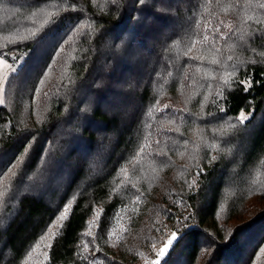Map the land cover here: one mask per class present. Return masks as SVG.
Here are the masks:
<instances>
[{"label": "trees", "instance_id": "16d2710c", "mask_svg": "<svg viewBox=\"0 0 264 264\" xmlns=\"http://www.w3.org/2000/svg\"><path fill=\"white\" fill-rule=\"evenodd\" d=\"M244 3L220 0L217 7V0H122L117 10L111 0H0V45L8 43L4 51L9 57L28 52L31 67L27 90L10 82L6 103L0 106V191L5 192L0 202V264H25L39 234L73 196L70 226L51 241L45 264H81L77 253L83 251L87 222L96 209L103 211L95 242L113 256V264H127L139 239L148 246L160 232L156 216L166 214L164 202L170 205L165 195H173L170 189H187L178 184L184 161L176 164L170 157H159L158 149L185 158L191 147L199 151L194 129L197 134L217 129L210 138L219 139L217 125L226 126L225 117L232 120L249 108L262 115L260 123L252 128L238 125L225 135L245 147L240 164L227 162L217 149L208 152L217 159L212 166L208 160L199 164V186L188 194L190 211L186 214L173 205L174 213L168 211L180 220L195 212V220L187 221L191 231L186 228L180 245L161 258L162 264H199L205 256V264H264V207L248 205L258 198L264 201V195L243 200L240 207L233 200L224 224L218 215L231 166L242 176L237 189H259L250 175L264 171V31H256L264 30V24H255L264 14L255 0L250 7L223 11L224 5ZM48 12L53 15L44 23ZM218 18L231 21L234 28L240 25L245 40L239 39V32L221 27L227 39L217 34L215 46L209 48L202 41L203 30L218 26ZM84 23H91L92 29L73 35ZM28 28L39 29V43L11 44L4 39ZM196 39L201 43L185 55ZM217 49L227 70L234 66L231 79L251 76L249 91L238 84L223 86L224 68L211 63ZM230 54L233 59L228 61ZM197 56L205 59H190ZM44 73V86L33 101L28 92L39 86L37 79ZM163 104L169 107L160 111ZM162 160L167 166H160ZM154 166L164 172L158 169L143 181L140 175ZM47 167L45 176L42 170ZM137 195L139 209L125 219L124 210L133 206ZM113 231L116 235L109 238Z\"/></svg>", "mask_w": 264, "mask_h": 264}, {"label": "snow or ice", "instance_id": "6c2138e0", "mask_svg": "<svg viewBox=\"0 0 264 264\" xmlns=\"http://www.w3.org/2000/svg\"><path fill=\"white\" fill-rule=\"evenodd\" d=\"M95 2V0H94ZM137 3L144 4L146 0H136ZM210 3V0H209ZM111 4L116 6L117 10L122 6V0H111ZM253 4V0H245L244 5H239V4H228L223 6V11L228 12L230 8L232 7H250ZM220 0H217V7H220ZM255 6L261 11L262 14H264V0H255ZM5 11H9V9H5ZM142 11V9L140 10ZM33 18L36 16V13H33ZM53 13L48 12L46 13V19L44 20V23L48 22V19L52 17ZM246 23V21H244ZM33 23H35V19H33ZM217 24L218 26H213L211 30L208 28H205L204 34L202 36V41L207 42L209 48H213L216 44V35L218 34L219 37L222 40H226L227 36L225 33L220 31L221 27H227L233 32H239V39L241 41L245 40V35L243 34V30L240 28V25H237L235 28L233 27V24L231 21H228L227 24L223 19H217ZM255 24L257 26L264 24V19L257 18L255 20ZM84 29H92V24L91 23H84L80 24L79 27L76 28V32L73 33V35H78L82 33V30ZM39 29L37 28H28L25 29L24 34L17 33L15 37H4L5 40H8L9 43L11 44H16L18 41H23V40H36L37 43L42 39V37H37V32ZM94 31V29H93ZM209 31L213 33V35H209ZM257 32L264 31L260 29L259 27L256 29ZM72 37H69L68 40H65L64 43H68L69 40H71ZM201 43L200 39L193 40L192 43L189 45L187 51L185 52V55H188L192 51V48L195 46V44ZM8 43H5L3 45H0V106L5 105V90L6 86L8 88H12L13 84L10 82H19L17 86L22 87L24 90H27V85L29 83L30 79V74H31V67H30V54L28 52H25L22 56L17 57L16 54L13 52L11 57L8 56V53L4 51V49L8 48ZM60 51H63V47H60ZM217 56L213 57L211 60L212 64H217L221 65L224 68L223 76L221 77L222 84L224 87H231L232 84H238L242 87L244 91H249L252 87V78L251 76H247L244 79L240 80H233L231 77L234 75V66H233V71H228L227 70V65H224L223 61L219 59V50L217 49ZM56 55H59V52L56 53ZM190 59H196V60H201L203 61L205 58L203 56H197V57H190ZM228 61H231L233 59V56L230 54L226 57ZM11 60V62H10ZM19 60L20 63L17 64L16 61ZM54 63V61H53ZM48 72H51V68H48ZM170 75V73H169ZM44 78H38L37 79V84L39 86L33 87L29 92L28 95L32 97L33 101L39 98L40 96V90L44 86L45 79L47 78V73L43 74ZM14 95V91L12 93ZM218 96H223L222 92H217ZM159 104V101L156 102ZM169 105L165 104L160 111H163L167 109ZM221 112H227V109L221 108ZM235 122L233 123L231 119H228L227 117L224 118L225 124L227 126V130H233L236 131L238 130V125H245V122L249 121L250 115L246 114L244 111H240L239 115L234 118ZM173 131H178V129H173ZM217 129H213V132H216ZM220 131L223 134H227L225 129H220ZM160 141L157 140L156 144L159 145ZM227 143V141H226ZM185 146L188 144V141H184ZM215 149L219 148L220 145H213L212 146ZM141 152L144 151V148L142 147L140 149ZM231 149H226L225 155H230L231 154ZM156 155L159 157H167L168 152L164 150L163 148L158 149L156 152ZM217 159L216 155H212L211 158L209 159L208 163L211 164L213 161ZM23 160V156L20 157V160L17 161V164H19ZM155 163V161H153ZM17 165H12V167H16ZM160 166H167V161L162 160L160 162ZM159 167V166H158ZM197 169L198 171L196 172V177H199L201 174V166L197 164ZM158 170V169H154ZM9 173L12 175H15V173L11 172V168L7 169ZM135 186V185H133ZM188 188L195 189L198 188V180L196 178H193L190 182H187ZM5 196L4 191H0V202L3 201V197ZM75 196H73L71 199L67 200L66 203L63 204L62 209H58V215L54 217L52 221L45 227V229L39 234V242L35 243L34 247L32 250L28 253V258L25 260V264H41L39 257H36L35 259L33 258V254L39 252L41 256L47 260L49 258V254L47 251H41V246L43 245L44 249H50L52 247L51 241H53L57 237V233L53 231V229H59V233L62 235L68 226H70V220H71V213L70 210L73 208V202L75 201ZM135 201L139 202L141 201V196L137 195L135 197ZM180 204L182 206L187 207L185 205L184 201L181 200ZM102 209H96L95 210V215L93 219L89 220L88 223V231L86 232V235L91 237L93 240L96 239L95 234L91 231L93 226H98V218L102 214ZM195 212L189 213L188 216H185L183 218V221H181L179 218H177V223H184L185 227L188 228L189 231H191V226L187 225V221L189 220H195ZM157 231H164V229H157ZM116 233L113 231L110 234L111 238L112 236H115ZM187 235V232L182 231L181 229L177 228L176 230H173L170 232V234L167 235V239L165 241H161L162 247L155 252L156 259L155 260H148L146 259V264H160V258L164 257L166 253H168L170 250H174L175 247L180 245L181 241H183L184 237ZM214 242V238L209 241V244ZM113 247L116 245L113 244ZM153 249H156V244H152ZM81 248L83 249L82 252H78L77 255L80 256V261L81 264H104V261L99 259L97 256L92 255V251L94 250L95 252L99 253L102 251L99 247L98 244H95L93 248L89 247V244L87 242L82 243ZM204 251H207V249H204ZM262 254H264V249L260 250ZM141 256H143V253H140Z\"/></svg>", "mask_w": 264, "mask_h": 264}, {"label": "rangeland", "instance_id": "374dc122", "mask_svg": "<svg viewBox=\"0 0 264 264\" xmlns=\"http://www.w3.org/2000/svg\"><path fill=\"white\" fill-rule=\"evenodd\" d=\"M10 62H11V60H10ZM16 63L19 64L20 61L17 60ZM210 74L212 75V72H210ZM6 89H7V86H6ZM5 93H6V90H5ZM5 101H6V95H5ZM164 105L165 104L161 105L160 109H162ZM244 112L246 114L250 115L249 121L245 122V125L247 127L252 128L253 126L260 123V121L262 119V115L254 114L255 112L250 108L248 110H244ZM234 118H232L233 123L235 122ZM217 127H220L221 129H225L227 133H229L228 131H230V130L227 131V126L221 125L220 123L217 125ZM196 131H197V129H194L193 134L196 136V138L199 142V145H200L199 151L197 148L191 147V149L188 150L189 151L188 156L185 158L179 157V155H180L179 153L176 156L175 151H174V154L172 156L171 155L167 156L168 158L169 157L172 158V162H175L176 164L179 161L180 162L184 161V162H181L184 170L181 173L182 174V176L180 177L181 182L178 184L182 188H184L186 186L187 189H170V191H171V193H173V195H171V194L165 195V197L170 196V205H167L169 202H164L161 207L164 209L166 214H157V216H156L157 221L162 225V229H164V231H160L159 233H157L155 238H152V242H150L148 246H146V244H145V242H143V240L139 239L141 242L138 243L136 248L130 250V251H132L130 254L132 260L130 262H128L127 264H146L145 258H147L148 260H155L156 259L155 252L163 246L161 241H165L167 239V235L170 234V232L175 230L176 228H179L183 231L187 228V227H185L184 223H180V224L177 223V218H178L177 215L175 217H173V216L170 217V215L168 214L169 213L168 211H171L172 213H174V210L170 207L172 205L174 207H177L179 209V211L182 210L186 214L190 211V207H189L190 206V200L188 199V194L192 193L197 188L190 190L187 186V182H190L193 178H196L198 180L199 177H196V175H195L196 172L198 171L197 164H201V162L203 160L209 161L210 158L208 156V152H210V154L213 152V150H214V148L212 147L213 145H217V144L220 145V147L217 148V150H219L225 156V160L227 162L232 163V162L237 161V163L240 164V162H241L240 159L243 158L244 151H245V147L243 145L235 143L233 140L228 141L226 139L225 134H223L221 131L218 134L219 139L215 140V139L210 138L212 135V132H213V128L211 129L210 134H206L205 129L199 131L198 134L196 133ZM231 131H233V130H231ZM222 136H224L223 142L221 140ZM212 137H214V135H212ZM226 141H227V143H226ZM229 148L232 150L231 154L225 155L226 149H229ZM215 163H218V162L216 161ZM213 164H214V161L209 165L212 166ZM261 167L264 168V161L261 163ZM154 169H156V166L149 169L148 172H146L145 174L140 175V178L143 181H147L148 178L150 180V175H156L157 170L154 171ZM157 169H160L164 172L163 168H157ZM237 169H238V167L236 165H233L229 168V174H228V177L226 180L225 187L221 190L222 198H221V201L219 204L218 215H219L220 220L222 221V224L225 223V221H223V220L226 219V217L229 215V208L231 206V203H233V200H234V203L236 201V203H238V206L240 207L241 201H243V200L250 201L251 197H253V196L260 197V195H264V189H263L264 185L261 184V182L264 180V171L262 172V170L259 169L258 172H252L253 174L250 175L253 177L255 183H257L259 189H248L245 187H242V189H237L236 183L240 182L241 177H242V176H240V177L238 176V170ZM66 172L68 174L67 170H66ZM42 174L47 176L48 167L46 169L42 170ZM62 176H63V179L65 180L66 174L64 173V171L62 172ZM151 185H153V182H151ZM183 185H185V186H183ZM198 186H199V182H198ZM11 190H12V192L17 191V189H11ZM39 190H44V189H39ZM165 190L166 189H164V192H165ZM181 200L184 201V203H185V205H187V207L182 206L180 204ZM252 204H254L255 207L251 206ZM256 204H258V205H256ZM139 205H140V201L139 202L135 201V202H133V206L131 208L125 209L124 210L125 211V219L128 217V215L133 210H138ZM248 205L253 207V208L257 207L258 209H261V207H259V205L264 207V201L259 202V198H258V200L250 201L248 203ZM252 214H250V216ZM93 217L91 219H93ZM242 217H244V216H242ZM125 219H123L122 221L124 222ZM98 221H99V218H98ZM181 221H183V220H181ZM88 227L84 233V236L86 238L85 242H87L89 244L90 248H93V246L95 244H98L95 242V240L98 238L99 226H93L91 229V231L95 234V237H96L95 240H93L91 237L86 235V232L88 231ZM124 227L125 226L123 224L119 225V229L120 228L122 229L121 231L126 230ZM53 231L56 232L57 235L59 234V229H53ZM153 243L156 244L155 250L152 247ZM41 251H48V249H44L43 245H42ZM140 253H143V256H141ZM91 254L95 255L99 259L103 260L104 264H113V262L111 261L113 256L108 254V252L105 250H102L99 253H97L93 250ZM36 257H39L41 264L46 263L45 258L43 256H41L39 254V252L33 254V258L35 259ZM206 260H207V256H205L203 259H201L199 264H205ZM160 264H162V258H160Z\"/></svg>", "mask_w": 264, "mask_h": 264}]
</instances>
